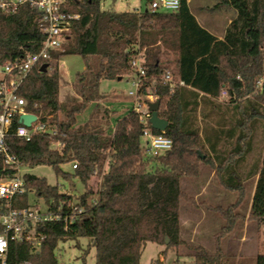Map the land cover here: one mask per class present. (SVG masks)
I'll return each instance as SVG.
<instances>
[{
	"label": "trees",
	"instance_id": "obj_1",
	"mask_svg": "<svg viewBox=\"0 0 264 264\" xmlns=\"http://www.w3.org/2000/svg\"><path fill=\"white\" fill-rule=\"evenodd\" d=\"M101 3L68 0L67 9L80 13L79 19L71 22L62 48L53 51L51 59L37 63L20 85L28 108L57 134L35 133L30 140L14 131L7 136L10 151L26 168L53 165L58 175L78 179L85 190L75 198L60 185L27 171L28 190L15 205H29L31 195L43 197L62 219L39 225L46 238L38 249L26 241L10 240L7 261L0 260V264H58L59 242L72 239L79 247L80 237L95 247L96 264H140L148 242L166 244L168 237L167 246L184 243L180 239L181 198L219 213L226 222L215 235V252L200 247L192 264H236L234 258L227 259L222 239L245 218L237 209L246 196L244 182L255 174L258 178L246 218L264 223V87L256 90V81L264 74V0H217V5L228 4L237 11L221 39L199 24L189 0H181L177 11L150 7L104 11ZM42 18V11L29 2L14 12L0 10L1 62L40 50L45 39ZM141 49L151 79L140 94L146 102L151 103L149 94L160 102L158 114L168 121L163 134L173 141L172 148L157 157L146 152L143 131L147 127L155 134L162 131L152 127L149 116L142 117L132 108L116 120L111 133L96 120L98 104L89 119L77 125V115L103 96L102 80L133 76L130 61ZM74 54L84 59V69L73 84L80 99L62 101L60 59ZM44 63L48 65L45 71L41 69ZM167 72L184 85L171 86L161 79ZM220 107L228 108L234 121L226 129L211 125L220 114L214 110ZM257 132L260 137L255 140ZM211 134L230 137L231 148L212 155L210 150L215 152L216 145L206 143ZM252 153L254 169L244 173L242 168ZM65 162L71 163L72 171L61 168ZM203 164L214 167L219 182L238 193L236 201L226 207L212 205L182 190L181 179L199 176ZM254 264H264V251L254 257Z\"/></svg>",
	"mask_w": 264,
	"mask_h": 264
},
{
	"label": "rangeland",
	"instance_id": "obj_2",
	"mask_svg": "<svg viewBox=\"0 0 264 264\" xmlns=\"http://www.w3.org/2000/svg\"><path fill=\"white\" fill-rule=\"evenodd\" d=\"M216 3L217 0H190V9L201 21L204 20L203 22L209 25L212 23L221 29L236 10L230 5L216 8ZM149 7V0H102L101 3V10L104 11L123 12L139 8L143 11ZM83 68L84 59L81 55L74 54L63 57L60 66V89L61 97L66 101L74 102L80 99L79 95L75 94L73 84L76 74ZM260 77H264V74ZM68 81H72L70 83L72 90L70 93L64 94L68 88ZM130 89L131 83L126 79L101 81L100 92L103 96L96 100L100 108L96 120L107 133L112 132V123L109 117L115 122L132 107L134 99L128 95ZM69 95H72L71 98L66 99ZM104 109L108 110L107 114ZM92 111L93 106L89 105L79 113L77 125L84 124ZM198 119L203 125L202 116H199ZM143 140L146 138L143 137ZM60 166L65 171H72L70 162L61 163ZM210 168V165H201L199 176L183 177L180 186L188 194L197 196V201L205 200L212 205L229 206L237 198V192L222 186L216 175V177L209 176ZM27 171L45 177L50 184L60 185L62 191L73 194L75 198L85 190V185L78 179H65L62 175H58L53 165L43 164L28 168ZM248 198L249 192L245 201L243 200V204L237 209L245 218L239 219L233 230L222 239V249L226 253L227 259L234 258L236 264H239L240 261H243L244 264H254V257L264 251V223L259 225L254 221L246 222L249 213L246 205ZM31 200H38L44 209L47 207L43 197L31 195ZM179 215L180 239L184 243L167 246L170 239L166 244L148 242L142 251L140 264H192L193 255L202 249L209 253L215 252V235L225 225L224 218L217 212L197 207L183 198L179 201ZM78 242L79 247L76 245V240L69 239L59 242L56 251L58 264H96L95 247L89 246V241L85 237H80ZM200 247L202 249H199ZM87 249L88 252L85 253Z\"/></svg>",
	"mask_w": 264,
	"mask_h": 264
},
{
	"label": "built area",
	"instance_id": "obj_3",
	"mask_svg": "<svg viewBox=\"0 0 264 264\" xmlns=\"http://www.w3.org/2000/svg\"><path fill=\"white\" fill-rule=\"evenodd\" d=\"M29 2L42 11V32L44 41L39 51L28 53L22 58L13 61H0V164L2 174H0V243L4 244L0 250V260L5 263L8 256L10 240L26 241L33 249H38L46 234L42 233L38 227L45 222L59 221L62 215L51 209L50 203H46L44 209L38 202L32 201L27 206L17 207L15 204L26 192L27 185L24 174L27 169L10 151L7 144V136L14 131L17 136L30 140L35 133H45L49 135L57 134V130L46 121L40 120L39 116L28 108V102L19 92L20 85L29 71L39 62L52 58L53 51L62 48L66 34L69 31L72 21L79 19L80 13L70 11L66 5L68 0H0V10L14 12L18 7ZM181 0H150L152 11H177L180 8ZM138 49V48H137ZM133 76L129 79L131 89L128 95L133 97L132 109L142 113V117H151L149 102H146L140 90L151 79L144 65L143 50H137L130 61ZM48 67V66H47ZM171 86L184 85V81H174L171 74L167 72L161 77ZM264 87V77H259L256 81V90ZM226 91H222V97ZM150 102H154L156 97L153 94L147 95ZM22 114H35L36 120L30 126L19 121ZM15 119L18 124L14 125ZM146 138V152L151 157H157L164 151L172 148L173 141L165 134H155L147 127L143 131ZM54 146H63L61 142H53ZM76 167V165H74ZM82 211L81 208L78 210ZM68 217L64 218L67 228ZM20 264H32L24 261Z\"/></svg>",
	"mask_w": 264,
	"mask_h": 264
},
{
	"label": "crops",
	"instance_id": "obj_4",
	"mask_svg": "<svg viewBox=\"0 0 264 264\" xmlns=\"http://www.w3.org/2000/svg\"><path fill=\"white\" fill-rule=\"evenodd\" d=\"M223 5H228V4H219V5H217V4H215V7L216 8H219L220 6H223ZM189 6H190V0H189ZM234 9V8H233ZM135 10H137V11H141V9L139 8V9H135ZM127 11H132V10H127ZM191 12H192V10H191ZM193 13V15L196 17V19H197V21L199 22V24L202 26V27H204L205 29H207L209 32H211L212 34H214L216 37H218V38H223L224 37V35H225V31H226V27H227V25L236 17V15H237V11L235 12V13H232L233 14V16H230L229 18H228V20H227V22L224 24V26H223V28H221V29H219L217 26H215L214 24H207L206 22H203L204 20H200L197 16H196V14L194 13V12H192ZM63 60V57L60 59V66H61V61ZM84 69V68H83ZM82 69V70H83ZM124 79H126V78H124ZM130 78H128V79H126V80H129ZM119 80H122V79H119ZM72 81H68V88H66V90L64 91V94H67V92H69L70 93V90H72V87H70V83H71ZM61 89H60V99L62 100V101H66L65 100V98H63V97H61L62 95H61ZM73 94V93H72ZM75 94H76V92H75ZM74 94V95H75ZM77 95V94H76ZM65 96V95H64ZM71 96L72 95H69L66 99H69V98H71ZM131 97V96H130ZM220 100H222L221 98H220ZM68 101V100H67ZM75 101H77V100H75ZM69 102H71V101H69ZM96 104H98L97 103V101H94V102H92L90 105H91V107L93 106V110H94V107H95V105ZM223 104H225L224 102H223ZM133 106V105H132ZM132 108V107H131ZM231 109V108H230ZM229 109V110H230ZM214 111H216L217 113H220V114H218L217 115V117L214 119V120H212L211 121V125L214 127V128H224V129H226V128H228L229 127V125L231 124V123H233L234 121L233 120H231V113L228 111V108H226V107H220V108H215V110ZM222 111H224V115H222ZM222 112V113H221ZM92 113V112H91ZM110 115V114H109ZM109 120L111 121V123H112V132L114 131V128H115V125H116V121L115 122H113L112 121V118H110L109 117ZM224 131V130H223ZM218 134H220V132H218ZM257 135H256V138H255V140L257 139V138H259L260 137V134H258V132L256 133ZM210 140H206V143L209 145V144H212V145H216V150H214L215 152H213V149H211L210 151H212V155H215L216 153H220V154H225L230 148H231V145H232V139L230 138V137H228L227 135L226 136H221V135H215V134H211V137L209 138ZM253 163H255V155L252 153V154H250L249 156H248V159H247V163H246V165L242 168V170H243V172L244 173H250L253 169H254V164ZM201 173V172H200ZM217 176V174H216V170H215V168L214 167H211L210 168V173H209V176H214V177H216ZM257 178H258V174H255L254 176H251L250 178H247L246 179V181L244 182L245 183V186H246V196H245V198H244V201H245V199H246V197H247V194H248V192H249V198H248V203H246V205H247V207H248V212H249V210H250V206H251V203H252V199H253V195H254V190H255V186H256V182H257ZM220 183V182H219ZM221 184V183H220ZM222 185V184H221ZM223 186V185H222ZM204 188V187H203ZM185 191V190H184ZM203 191V190H202ZM233 191V190H232ZM186 192V191H185ZM236 192V191H235ZM187 193V192H186ZM190 195V194H189ZM190 196H192V195H190ZM237 196H238V193H237ZM196 200H197V196H193ZM237 199V198H236ZM236 199H235V201H236ZM203 201H205V200H203ZM243 201V202H244ZM234 202V201H233ZM232 202V203H233ZM243 202H242V204H243ZM211 204V203H210ZM241 204V205H242ZM240 205V206H241ZM198 207V206H197ZM203 208V207H202ZM247 212V213H248ZM248 215V214H247ZM248 220H247V218H246V222H247ZM259 227V226H258Z\"/></svg>",
	"mask_w": 264,
	"mask_h": 264
},
{
	"label": "water",
	"instance_id": "obj_5",
	"mask_svg": "<svg viewBox=\"0 0 264 264\" xmlns=\"http://www.w3.org/2000/svg\"><path fill=\"white\" fill-rule=\"evenodd\" d=\"M47 63H44L41 66V69L45 71L47 69ZM160 102L154 101L149 103V110L151 111V117H150V123L153 128L164 132L168 126V121L162 117L159 116L158 110H159ZM37 116L35 114H22L19 118L20 122H23L25 125L30 126L32 121L36 120ZM53 162H56L55 160ZM169 241V238L166 237V242Z\"/></svg>",
	"mask_w": 264,
	"mask_h": 264
},
{
	"label": "clouds",
	"instance_id": "obj_6",
	"mask_svg": "<svg viewBox=\"0 0 264 264\" xmlns=\"http://www.w3.org/2000/svg\"><path fill=\"white\" fill-rule=\"evenodd\" d=\"M4 247V244L3 243H0V250H2Z\"/></svg>",
	"mask_w": 264,
	"mask_h": 264
}]
</instances>
